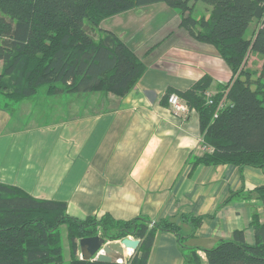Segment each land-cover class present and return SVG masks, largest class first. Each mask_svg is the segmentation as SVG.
<instances>
[{
	"label": "crops",
	"instance_id": "crops-1",
	"mask_svg": "<svg viewBox=\"0 0 264 264\" xmlns=\"http://www.w3.org/2000/svg\"><path fill=\"white\" fill-rule=\"evenodd\" d=\"M100 28L122 41L145 73L124 97L45 96L36 101L42 104L36 114L29 111L33 98L11 102L5 97L11 89L1 92L0 183L63 202L77 219L172 221L182 247L175 235L158 233L148 264H187L190 251L207 264L203 251L236 231L250 246L264 240V203L256 191L264 187V170L193 167L192 159L202 156L197 114L176 117L161 104L168 89L186 91L203 76L209 95L225 88L231 72L215 48L188 36L164 4L114 16ZM17 108L33 122L17 127ZM191 217L202 219L195 229L182 219Z\"/></svg>",
	"mask_w": 264,
	"mask_h": 264
},
{
	"label": "trees",
	"instance_id": "trees-1",
	"mask_svg": "<svg viewBox=\"0 0 264 264\" xmlns=\"http://www.w3.org/2000/svg\"><path fill=\"white\" fill-rule=\"evenodd\" d=\"M210 8L208 18L193 17L197 4ZM164 4L177 12L179 27L197 42L215 48L231 79L212 97L204 96L210 79L203 76L190 89H168L199 120L200 139L211 152L192 165L264 170V0H0V93L19 102L46 86V95L102 93L126 96L145 73V65L111 32L94 41L84 20L98 27L125 12ZM264 203V187L256 190ZM195 229L201 218H182ZM66 227L68 264H148L158 233H171L182 247L179 226L165 219L139 216L127 221L109 215L77 219L66 204L31 197L0 183V264H62L60 226ZM254 226L258 231L259 228ZM100 234L105 241L131 238L125 263L79 259L77 241ZM207 264H264V240L247 245L236 231L203 251ZM187 264H200L190 251Z\"/></svg>",
	"mask_w": 264,
	"mask_h": 264
},
{
	"label": "rangeland",
	"instance_id": "rangeland-1",
	"mask_svg": "<svg viewBox=\"0 0 264 264\" xmlns=\"http://www.w3.org/2000/svg\"><path fill=\"white\" fill-rule=\"evenodd\" d=\"M177 13V12H176ZM210 15V8L204 4L199 3L197 9L195 10V17L197 20L200 18H208ZM107 20V19H106ZM105 21V20H104ZM103 21V22H104ZM96 28L92 26V24L88 20H84L83 27L85 32L94 40L98 41L101 36H103V32H106L100 28L101 24ZM98 39V40H97ZM2 44V42H0ZM46 86H43L38 89V92L36 93L35 96L31 97V100H33L30 103V109L29 111L31 114H36L39 113L40 109H42V104L39 106V103L35 106L36 101L38 100L40 103H42V98L44 99L46 95ZM65 98V97H63ZM58 101V99H55ZM4 101L0 100V104L3 105ZM17 103H15V106ZM62 109V108H61ZM19 109L17 108L16 110L13 109V116L15 118L14 123L17 127H22L26 124L32 123V119L29 121H26L25 116L21 115L19 113ZM72 113H70L71 115ZM74 115V113L72 114ZM59 234H60V239H61V248H62V264H68L69 262V257H70V250H69V244L66 236V227L64 225L60 226L59 228ZM97 236H100L98 234ZM106 245L113 249L120 257V260H116L115 262L118 263H125L126 259L129 257L128 253L124 250V247L127 244H135V241L131 238L123 239V240H116V241H105ZM79 251V252H78ZM76 257L79 259H91L90 257H87L86 254L82 253L79 248H78V241H77V254ZM109 261L114 262L112 257H107ZM94 259V258H92Z\"/></svg>",
	"mask_w": 264,
	"mask_h": 264
},
{
	"label": "water",
	"instance_id": "water-1",
	"mask_svg": "<svg viewBox=\"0 0 264 264\" xmlns=\"http://www.w3.org/2000/svg\"><path fill=\"white\" fill-rule=\"evenodd\" d=\"M79 250L86 254L87 257L97 259L102 262L118 263L121 257L105 243V240L100 236L80 239L78 241ZM106 255L113 258L114 262L108 260Z\"/></svg>",
	"mask_w": 264,
	"mask_h": 264
},
{
	"label": "built area",
	"instance_id": "built-area-1",
	"mask_svg": "<svg viewBox=\"0 0 264 264\" xmlns=\"http://www.w3.org/2000/svg\"><path fill=\"white\" fill-rule=\"evenodd\" d=\"M207 104L210 105L212 104V97L208 93L204 94ZM167 104L168 107L170 108L172 114L176 117H181L182 115H187L191 110L186 106V104L176 95V94H170L167 97ZM199 150L202 154L211 152V148L208 146L204 145L203 142L200 139V146Z\"/></svg>",
	"mask_w": 264,
	"mask_h": 264
},
{
	"label": "bare ground",
	"instance_id": "bare-ground-1",
	"mask_svg": "<svg viewBox=\"0 0 264 264\" xmlns=\"http://www.w3.org/2000/svg\"><path fill=\"white\" fill-rule=\"evenodd\" d=\"M106 257H109L108 255H106Z\"/></svg>",
	"mask_w": 264,
	"mask_h": 264
}]
</instances>
